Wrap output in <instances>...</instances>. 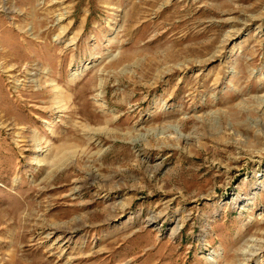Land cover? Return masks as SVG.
Instances as JSON below:
<instances>
[{
  "label": "rangeland",
  "instance_id": "374dc122",
  "mask_svg": "<svg viewBox=\"0 0 264 264\" xmlns=\"http://www.w3.org/2000/svg\"><path fill=\"white\" fill-rule=\"evenodd\" d=\"M262 263L264 0H0V264Z\"/></svg>",
  "mask_w": 264,
  "mask_h": 264
},
{
  "label": "bare ground",
  "instance_id": "6f19581e",
  "mask_svg": "<svg viewBox=\"0 0 264 264\" xmlns=\"http://www.w3.org/2000/svg\"><path fill=\"white\" fill-rule=\"evenodd\" d=\"M62 18H63V16H62ZM59 20H61V19H59ZM18 28L21 30V32H22V29L18 26ZM24 29V28H23ZM29 33V32H28ZM65 33V32H64ZM15 81H16V79H15V77H12ZM19 81V80H18ZM32 82V81H31ZM53 85V84H52ZM55 85V84H54ZM57 89V87H55V90ZM56 95H59L60 94V92H57V93H55ZM54 94V95H55ZM61 102L60 101H57V104H59L58 105V110H62V112L64 111V108H63V105H61L60 104ZM57 106V105H56ZM66 109V108H65ZM35 135V134H34ZM36 139V138H35ZM38 139H36V140H34L33 139V143L35 144V147H37L38 146V141H37ZM39 147V146H38ZM35 149V148H34ZM80 189V187H77L76 186V188L74 189V191H78ZM154 215V214H153ZM50 234H52V233H50ZM50 234H48V235H50ZM53 234H56V232H54ZM72 239V237L71 236H69V235H67L66 233H62V234H60V235H58V237H57V239H56V244H59V247H61V245L63 246L64 245V243H66V242H70V240ZM261 250V249H260ZM251 252V251H250ZM254 252H256V251H254ZM213 254V253H212ZM252 255H253V253H252ZM250 258V257H249ZM263 264V263H262Z\"/></svg>",
  "mask_w": 264,
  "mask_h": 264
}]
</instances>
